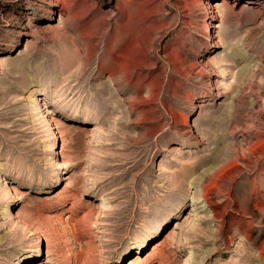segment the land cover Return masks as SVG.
<instances>
[{
	"label": "rangeland",
	"instance_id": "rangeland-1",
	"mask_svg": "<svg viewBox=\"0 0 264 264\" xmlns=\"http://www.w3.org/2000/svg\"><path fill=\"white\" fill-rule=\"evenodd\" d=\"M0 264H264V0H0Z\"/></svg>",
	"mask_w": 264,
	"mask_h": 264
},
{
	"label": "bare ground",
	"instance_id": "bare-ground-1",
	"mask_svg": "<svg viewBox=\"0 0 264 264\" xmlns=\"http://www.w3.org/2000/svg\"><path fill=\"white\" fill-rule=\"evenodd\" d=\"M200 194H201L200 196L202 199L207 200V191L205 189ZM191 203L193 204V207L195 208V210L200 209V207H198V203L195 202L193 198H191Z\"/></svg>",
	"mask_w": 264,
	"mask_h": 264
}]
</instances>
